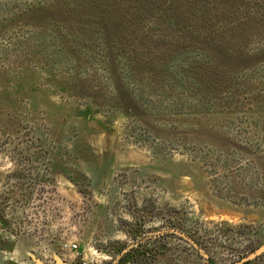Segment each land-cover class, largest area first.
<instances>
[{
  "label": "rangeland",
  "instance_id": "rangeland-1",
  "mask_svg": "<svg viewBox=\"0 0 264 264\" xmlns=\"http://www.w3.org/2000/svg\"><path fill=\"white\" fill-rule=\"evenodd\" d=\"M0 215V264L260 247L264 0H0Z\"/></svg>",
  "mask_w": 264,
  "mask_h": 264
},
{
  "label": "flooded vegetation",
  "instance_id": "flooded-vegetation-1",
  "mask_svg": "<svg viewBox=\"0 0 264 264\" xmlns=\"http://www.w3.org/2000/svg\"><path fill=\"white\" fill-rule=\"evenodd\" d=\"M0 218H1V215H0ZM0 221H1V219H0ZM0 226L2 228L5 227V226H2L1 224H0ZM170 230H174V229H170ZM170 230L161 231L160 234L158 233L156 236H154L155 240H157V239H159L161 237H164V235L176 236L174 234L169 233ZM174 231H177V230H174ZM178 232H180V231H178ZM0 235H2V234H0ZM176 237H178V236H176ZM1 238H2V241H3V235L1 236ZM1 238H0V241H1ZM178 238H180V237H178ZM180 239L183 240L182 238H180ZM183 241H185V240H183ZM141 247H140V245H135L134 247H130V248L126 249L125 252L120 251L118 253L117 257L114 259V261L112 263H109V264H144L146 259L149 260L150 256L153 254V249H151V250H145L144 249L143 250ZM0 251H2V253H5V252H3L5 250L0 249ZM59 252H60L59 258H60L61 263H59L60 261L57 262V261H55V259H51L52 260L51 262L45 263V264H79L77 262H72L71 263L70 261H67L65 259V257H64V254L61 253V251H59ZM95 264H101V263L100 262L99 263L96 262Z\"/></svg>",
  "mask_w": 264,
  "mask_h": 264
},
{
  "label": "water",
  "instance_id": "water-1",
  "mask_svg": "<svg viewBox=\"0 0 264 264\" xmlns=\"http://www.w3.org/2000/svg\"><path fill=\"white\" fill-rule=\"evenodd\" d=\"M169 233L174 234V235L182 238L183 240H185L191 247H193V249H195L203 257V259H207L206 253L204 251H202L197 246V244L193 240H191L189 237H187L186 235H184L181 232L174 231V230H170ZM263 254H264V243L260 247L255 249L253 252L249 253L248 255L244 256L239 261H237L233 264H248L250 262L255 261L260 256H262Z\"/></svg>",
  "mask_w": 264,
  "mask_h": 264
},
{
  "label": "built area",
  "instance_id": "built-area-1",
  "mask_svg": "<svg viewBox=\"0 0 264 264\" xmlns=\"http://www.w3.org/2000/svg\"><path fill=\"white\" fill-rule=\"evenodd\" d=\"M60 251L64 254L67 261L76 262V256L72 253L77 254L80 251V247L77 243H61ZM79 264H93L92 261H86L84 258L79 260Z\"/></svg>",
  "mask_w": 264,
  "mask_h": 264
}]
</instances>
